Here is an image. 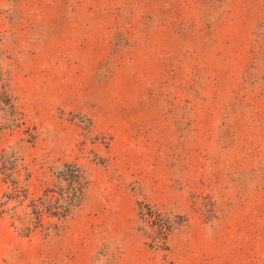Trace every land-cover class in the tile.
<instances>
[{"label":"rangeland","instance_id":"374dc122","mask_svg":"<svg viewBox=\"0 0 264 264\" xmlns=\"http://www.w3.org/2000/svg\"><path fill=\"white\" fill-rule=\"evenodd\" d=\"M0 264H264V0H0Z\"/></svg>","mask_w":264,"mask_h":264},{"label":"trees","instance_id":"16d2710c","mask_svg":"<svg viewBox=\"0 0 264 264\" xmlns=\"http://www.w3.org/2000/svg\"><path fill=\"white\" fill-rule=\"evenodd\" d=\"M10 110L12 114V107H10ZM56 178L58 180L55 190L44 191L35 201L28 204L32 220L29 225L20 228L23 234H27L40 223L43 213L46 212L61 218L68 213L72 206L79 202L85 183L80 168L74 164H63L56 172ZM61 182H63V185ZM48 191H51V193L56 192V195H49ZM11 196L13 194L7 193L4 197L10 198Z\"/></svg>","mask_w":264,"mask_h":264}]
</instances>
